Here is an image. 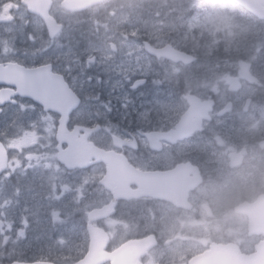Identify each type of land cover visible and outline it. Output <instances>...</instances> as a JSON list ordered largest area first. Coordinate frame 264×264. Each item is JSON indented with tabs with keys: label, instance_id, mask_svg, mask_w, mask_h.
I'll return each mask as SVG.
<instances>
[{
	"label": "flooded vegetation",
	"instance_id": "obj_1",
	"mask_svg": "<svg viewBox=\"0 0 264 264\" xmlns=\"http://www.w3.org/2000/svg\"><path fill=\"white\" fill-rule=\"evenodd\" d=\"M206 1L0 2V68L11 74L0 77V264H79L92 244L108 256L101 264L256 252L264 93L245 91L264 90V56H205L195 41L182 47L194 55L185 63L148 49L177 48L150 28L179 24ZM110 38L136 41L146 56L87 53ZM223 70L224 86L208 81ZM188 97L196 110L182 136Z\"/></svg>",
	"mask_w": 264,
	"mask_h": 264
},
{
	"label": "rangeland",
	"instance_id": "obj_2",
	"mask_svg": "<svg viewBox=\"0 0 264 264\" xmlns=\"http://www.w3.org/2000/svg\"><path fill=\"white\" fill-rule=\"evenodd\" d=\"M161 1L165 2V0ZM197 6H202L203 9H198L193 16L191 15L187 20H183L179 24L172 18H170L167 26L153 24L150 30L160 40L158 44L171 42L178 49H183L182 47H187L197 39L205 37L210 41V44H207L208 54L222 46L223 56H231V52L238 48V43L243 38L245 39V45L241 49L243 51L241 56H250L247 62H252L256 56H264V20L259 21L255 16L244 11L241 6L229 0H208L205 3H197ZM168 12L166 13L167 17L171 14V11ZM181 12L187 14L188 11L181 10ZM176 24L177 27H175ZM171 31L175 33L181 31L180 33L183 32L184 35L179 33L174 37L169 36ZM112 41L119 43L120 50L118 54H113L110 50L108 42ZM108 42L95 50L90 48L87 53L97 56H128L129 53H132V56H146L142 47L136 41L126 43L110 38ZM231 66H233L232 68L235 67V65ZM117 71L123 73L119 68ZM220 73V82L215 81V76H211L208 81L213 85L224 86V77L230 72L227 73L226 70H223ZM261 73L264 72L262 71ZM255 76L254 72H250V76L247 77L246 82H250ZM189 80L190 76L187 78V82ZM129 84L130 82L128 81L126 85ZM130 86L131 84L127 87L129 88ZM259 92L263 94L264 90L260 91V89L248 87L245 94H258ZM240 223L244 225V232L246 233L247 221L240 220ZM237 229L240 230V227Z\"/></svg>",
	"mask_w": 264,
	"mask_h": 264
},
{
	"label": "water",
	"instance_id": "obj_3",
	"mask_svg": "<svg viewBox=\"0 0 264 264\" xmlns=\"http://www.w3.org/2000/svg\"><path fill=\"white\" fill-rule=\"evenodd\" d=\"M97 1V0H96ZM243 7H245L249 12L257 16L259 19H264V0H232ZM149 51L157 56H169L175 61H184L188 63L190 60L187 59V56H190L184 52L175 50L172 46H167L163 49H153L148 48ZM5 74V77L11 76L9 70L3 71L0 68V77ZM236 81V79H233ZM234 88H238L237 85ZM191 101L190 111L185 114L182 118L181 125V135L183 136L186 133L185 125L188 117H190L196 110V104L192 98L189 97ZM200 118V117H198ZM264 205V202L262 203ZM259 207V203L252 207L250 212V228L252 233L264 234V217L262 215L256 214V211ZM107 259V256L100 252L97 245H92L90 252L87 254L85 259L80 262V264H99L100 262ZM41 264V263H38ZM48 264V263H43ZM127 264H131L127 262ZM191 264H264V240L257 246V253L246 256L242 255L237 248L223 247L213 249L206 252L200 257L194 258Z\"/></svg>",
	"mask_w": 264,
	"mask_h": 264
},
{
	"label": "snow or ice",
	"instance_id": "obj_4",
	"mask_svg": "<svg viewBox=\"0 0 264 264\" xmlns=\"http://www.w3.org/2000/svg\"><path fill=\"white\" fill-rule=\"evenodd\" d=\"M131 86H132V89L135 90L136 88L140 87V82H133ZM10 102L11 103H14V104L17 103V101L15 99H12ZM128 103H131V100H130V98L126 97L122 101V106L123 107H127V104ZM22 110H25L26 111L27 109L26 108H23V106H22ZM32 110H35V105L32 106Z\"/></svg>",
	"mask_w": 264,
	"mask_h": 264
}]
</instances>
